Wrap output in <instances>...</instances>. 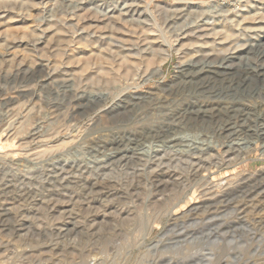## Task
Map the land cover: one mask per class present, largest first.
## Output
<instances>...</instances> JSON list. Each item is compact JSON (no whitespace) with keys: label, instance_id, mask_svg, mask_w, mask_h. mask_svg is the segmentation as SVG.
<instances>
[{"label":"rangeland","instance_id":"rangeland-1","mask_svg":"<svg viewBox=\"0 0 264 264\" xmlns=\"http://www.w3.org/2000/svg\"><path fill=\"white\" fill-rule=\"evenodd\" d=\"M222 2L234 3L0 0V155L13 152L0 157V264H264V135L240 126L233 135L219 130L225 124L241 125L247 117L240 109L220 107L240 104L237 97L249 87L260 88V94L250 95L247 106L264 101L262 82L243 81V70L237 68L245 62L264 65V38L255 51H245L264 37V0L230 7L220 6ZM223 23L231 24L232 32L220 42ZM113 25L120 26L117 32ZM206 40L197 52L196 42ZM209 51L215 58L209 55L203 62L217 63L224 54L232 55L230 72L237 73L211 76L214 91L228 83L240 88L222 98L208 95V108L201 109L206 119L197 124L190 125L187 117L199 107L187 99L180 100L173 115H163L173 108L170 100L178 90L182 65ZM127 58L141 63L132 78L112 79L99 70L116 65L122 71ZM85 59L90 65L82 72ZM17 70L27 75L13 77ZM64 80L71 81L67 88ZM133 91L146 95L133 117L110 111ZM157 93L164 97L160 106ZM99 98L97 107L92 102L81 105ZM142 124H158L163 133L174 131L140 135L137 145L128 139L109 145L114 133H135ZM101 133L103 140L93 139ZM125 150L129 153L119 159ZM184 158L205 165L196 181L191 168L175 164ZM203 173L205 178H200ZM175 203L179 205L173 208Z\"/></svg>","mask_w":264,"mask_h":264},{"label":"bare ground","instance_id":"bare-ground-1","mask_svg":"<svg viewBox=\"0 0 264 264\" xmlns=\"http://www.w3.org/2000/svg\"><path fill=\"white\" fill-rule=\"evenodd\" d=\"M227 1V0H226ZM228 1H234V3H224V2H222V4H220V6L221 5H224V6H226V7H230V6H232V5H235L237 2L238 3H243V2H248V1H250V0H228ZM3 2V1H2ZM4 3V2H3ZM25 3V2H24ZM23 3V4H24ZM10 4V3H9ZM11 5V4H10ZM1 6H4V5H1ZM6 6V5H5ZM25 6H26V4H25ZM225 7V8H226ZM254 8H255V6H254ZM21 9V8H20ZM26 9H27V7H26ZM249 10V9H248ZM255 11V10H254ZM247 12V11H246ZM245 12V13H246ZM125 14V13H124ZM86 15V14H85ZM96 16V14H94V17ZM236 16H237V14H236ZM242 16H244V15H242ZM79 17V16H78ZM82 17V16H81ZM80 17V18H81ZM108 17H109V15H108ZM79 18V19H80ZM99 18V17H98ZM110 18H113V17H110ZM109 18V19H110ZM242 18H244V17H242ZM242 18H240V19H242ZM247 18V17H246ZM76 19V18H75ZM83 19V18H82ZM81 19V20H82ZM90 19V18H89ZM102 19V18H101ZM108 19V18H107ZM239 19V20H240ZM245 19V18H244ZM104 19H102V20H100V19H94V21H103ZM233 20H235V19H233ZM238 20V19H237ZM106 21V20H105ZM225 22V21H224ZM229 22V21H228ZM95 23V22H94ZM103 23V22H102ZM230 23V22H229ZM228 23V24H229ZM50 24V23H49ZM86 24H87V22H86ZM89 24H90V21H89ZM92 24H93V22H92ZM100 24V23H99ZM224 25L222 26L223 28H220L221 27V24H220V26H219V28L221 29H218V30H220L219 31V35H218V30L216 29V33L217 34H214L215 36L216 35H218L219 37H220V39L222 38V39H225L232 31H231V26H228V24H225V23H223ZM51 25V24H50ZM53 25V24H52ZM51 25V26H52ZM105 25V24H104ZM110 25V24H109ZM229 25H231V24H229ZM250 25V24H249ZM58 26V25H57ZM67 26V25H66ZM84 26V25H83ZM96 26V25H95ZM97 26H98V24H97ZM114 26V25H113ZM101 27V26H100ZM111 27V26H110ZM120 27V26H119ZM118 26L116 27V26H114V27H112V29L113 30H115V32H117L118 31V28H119ZM54 28V27H53ZM56 28V27H55ZM91 28V27H90ZM217 28V27H216ZM254 28V27H253ZM58 28H56V30H57ZM93 29V28H92ZM198 29V28H197ZM201 29V28H200ZM199 29V30H200ZM203 29V28H202ZM215 28H213V30H214ZM252 29V28H251ZM255 29V28H254ZM53 30V29H52ZM56 30L54 31V32H56ZM196 30V29H195ZM206 30V29H205ZM212 30V31H213ZM253 30V29H252ZM33 31V30H32ZM57 31H60V30H57ZM61 31H65V30H61ZM73 31V30H72ZM140 31V30H139ZM201 32H202V30H200ZM200 32V33H201ZM215 31H213L212 33H214ZM33 33H34V31H33ZM36 33V32H35ZM60 33V32H59ZM65 33V32H64ZM133 33V32H132ZM194 33H195V31H194ZM31 34V33H30ZM56 34V33H55ZM66 34V33H65ZM65 34H63V35H65ZM75 34V33H74ZM118 34V33H117ZM197 34V33H196ZM202 34V33H201ZM201 34H199L200 36H201ZM34 35V34H33ZM32 35V36H33ZM51 35V34H50ZM205 35H206V33H205ZM49 36V35H48ZM58 36H59V34H58ZM74 36V35H73ZM38 37H39V35H38ZM40 38V37H39ZM71 38V37H70ZM200 38V37H199ZM264 37H261L260 39H256V40H258V42H256V44H249L248 46H246V48H245V51H247V52H249V51H252V50H254L255 51V47H260V45H261V43L263 42H261V40L263 39ZM29 39V38H28ZM64 39V40H63ZM62 40L63 41H65L66 39L65 38H63ZM69 39V38H68ZM67 39V40H68ZM133 39V38H132ZM142 39V38H141ZM220 40V42L221 41H223V40ZM31 40V39H30ZM33 40H34V37H33ZM37 40V39H36ZM35 40V41H36ZM46 40H47V38H46ZM134 40V39H133ZM157 40V39H156ZM260 40V41H259ZM29 41V40H28ZM70 41V40H69ZM130 42H131V40H129ZM135 41H137V40H135ZM135 41L133 42V43H135ZM143 41V40H142ZM11 42V41H10ZM32 42V41H31ZM34 42V41H33ZM52 42V41H51ZM66 42V41H65ZM191 42V41H190ZM255 42V41H254ZM261 42V43H260ZM44 43H46V42H44ZM53 43V42H52ZM58 43V42H57ZM60 43V42H59ZM71 43H73V42H71ZM81 43V42H80ZM149 43V42H148ZM211 43H213V42H211ZM9 44V43H8ZM11 44V43H10ZM27 44V43H26ZM51 44V43H50ZM131 44V43H130ZM137 44V43H136ZM152 43L150 42V45H151ZM155 44V43H154ZM205 44H208V42H207V40H206V42L204 41V42H202V41H197L196 42V50L198 49V50H200ZM16 45V44H15ZM69 45V44H68ZM126 45H128V44H126ZM215 45V44H214ZM229 45H231V44H229ZM47 46H48V43H47ZM61 46V45H60ZM66 46V45H65ZM71 46V45H70ZM80 46V45H79ZM124 46V45H123ZM59 47V46H58ZM58 47L56 48L57 50H58ZM126 47V46H125ZM131 47H132V45H131ZM134 47V46H133ZM157 47H158V45H157ZM215 47V46H214ZM231 47V46H230ZM61 48V47H60ZM129 48H130V45H129ZM153 48V47H152ZM131 49V48H130ZM126 50V49H125ZM142 51H143V49H141ZM153 49H151L149 52H151ZM198 50H197V52H198ZM202 50V49H201ZM217 50H219V49H217ZM55 51V50H54ZM69 51V50H68ZM92 51V50H91ZM118 51V50H117ZM127 51V50H126ZM140 51V50H139ZM244 51V50H243ZM56 52V51H55ZM61 52H62V50H61ZM90 52V51H89ZM92 52H94V51H92ZM196 52V53H197ZM0 53H2V51L0 52ZM12 53V52H11ZM58 53V52H57ZM91 53V52H90ZM100 53V52H99ZM118 53V52H117ZM126 54H127V52H125ZM195 53V54H196ZM199 53H200V51H199ZM197 54L192 60L190 59V62L189 63H187V64H185V65H182V71H183V73H182V75H181V79H180V81H179V86L177 87L178 88V90H177V92H176V94H175V96L174 97H172V100H170L171 101V104H172V110L171 109H169V110H167L166 111V114H164L163 113V115H166L167 116V114H172L173 115V112L175 113V111L174 110H176L177 108H178V106H179V103H180V100H182V101H184L185 99H187L189 102H191V103H194L195 104V106H198L199 107V110H198V112H196L195 114H192L191 112H190V116L189 117H187L188 119L187 120H189V124L191 125V123L192 124H194V123H198L197 121H203V120H205L206 119V117H205V115H204V113H206V110L204 109V110H201L202 108H208V104H209V101L207 100V97H208V95H211V96H213V97H217V95L220 97V98H222V95L224 96L225 94H227L230 90H233L234 91V89L236 88V90L238 89V88H240V85H238L237 87H231V86H229V83H228V85H225V87H223V88H220L219 89V91H214V88H213V85L211 84V79L212 78H214V77H211V76H214V75H219V74H224L225 76L227 75L228 77H232V76H234V75H236L237 73H232V72H230L231 70H233L234 69V66H233V56L232 55H228V54H224L223 56H221L220 57V59H218V62L217 63H215L214 62V58H215V55H211V54H209L210 53V51L208 52V53H205V54ZM220 53V52H219ZM218 53V54H219ZM60 54V53H59ZM62 54V53H61ZM87 54H89V53H87ZM101 54V53H100ZM108 54V53H107ZM129 54V53H128ZM127 54V55H128ZM130 54H132V51L130 52ZM145 54V53H144ZM151 54V53H150ZM194 54V53H193ZM194 54V55H195ZM230 54V53H229ZM83 55V54H82ZM90 55V54H89ZM89 55H86V56H89ZM94 55H96V54H94ZM93 55V56H94ZM97 55H99V54H97ZM104 55V54H103ZM102 55V57H104V58H106V56L104 55L103 56ZM133 55V54H132ZM170 55V53L168 52V56ZM190 55V54H189ZM192 55V54H191ZM209 55H211V56H214L213 57V59H212V57L210 58V59H212V62H211V60L209 61V62H207L206 63V61L205 62H203V60H208L209 59ZM219 55H221V54H219ZM11 56H12V54H11ZM114 56V55H113ZM137 56V55H136ZM142 56V55H141ZM145 56H147V55H145ZM59 57V56H58ZM77 57V56H76ZM85 57V56H84ZM92 57V56H91ZM94 57H96V56H94ZM122 57V56H121ZM126 57H128V56H126ZM147 57H149V56H147ZM14 58V56L12 57V59ZM74 58V57H73ZM72 58V59H73ZM98 58V57H97ZM103 58V59H104ZM107 58H108V61L110 62V60H113V59H110L109 60V58H111V56L110 57H108L107 56ZM142 58V57H141ZM150 59H151V57H149ZM147 59L146 60V63L149 65L150 64V59ZM216 58H217V56H216ZM219 58V57H218ZM240 58V57H239ZM71 59V60H72ZM78 59V58H77ZM88 59V58H87ZM91 59V58H90ZM128 59H130V58H127V59H125L124 61H125V65H126V67L125 68H123V70L121 71V70H119L120 68H115L116 67V65H111V66H101V67H99V70L101 71V73L102 74H105V75H107V76H109V77H112V79H116V77L117 76H119V75H123V76H126V77H133V76H135L136 75V73H137V71L140 69V64L141 63H139L138 62V60L137 61H135V60H128ZM133 59V58H132ZM143 59H144V57H143ZM154 59V58H153ZM89 60V59H88ZM88 60H87V62H88ZM100 60V59H99ZM115 60V59H114ZM141 60V59H140ZM70 61V60H69ZM83 61V60H82ZM97 61V60H96ZM105 61H107V59L105 60ZM120 61V60H119ZM119 61H117V62H119ZM144 61V60H143ZM74 62V61H73ZM75 62H77V61H75ZM79 63H80V61H78ZM87 62H86V59H85V64L86 65H82V67L80 68V71H86V70H88V68H89V62H88V64H87ZM98 62V61H97ZM112 62V61H111ZM185 62V61H184ZM186 62H188V60L186 61ZM214 62V63H213ZM70 63V62H69ZM78 63V64H79ZM94 63H95V58H94ZM105 63V62H104ZM115 63V62H114ZM121 63V62H120ZM183 63V62H182ZM233 63V64H232ZM34 64H35V62H34ZM68 64V63H67ZM66 64V65H67ZM72 64V63H71ZM74 64H77V63H74ZM99 64H102V63H100V61H99ZM105 64H108V63H105ZM110 64H112V63H110ZM133 64H135V66H132ZM98 65V64H97ZM148 65H146L147 67H148V69H149V66ZM239 66H237V68H242V70H243V76H241V79L243 80V81H247V82H255V83H252L253 85L254 84H256L257 82L256 81H260V82H262L261 83V85L263 84L264 85V65H255V64H253V63H250V62H245V63H243V64H238ZM34 66V65H33ZM36 66V65H35ZM99 66V65H98ZM145 66V65H144ZM74 67V66H73ZM158 67V66H157ZM236 67V66H235ZM37 68H39V70H40V68H42V67H37ZM92 68H93V66H92ZM33 69V68H32ZM32 69H30L29 71H27V72H29V73H31V72H33V70ZM43 69V68H42ZM147 69V70H148ZM179 69V68H178ZM32 70V71H31ZM44 70V69H43ZM42 70V71H43ZM95 70V69H94ZM145 70V69H144ZM147 70H146V72H147ZM181 70V69H180ZM238 70V69H237ZM240 70V69H239ZM47 71V70H46ZM74 71H76V70H74ZM90 71H93V69L92 70H90ZM149 71V70H148ZM157 71L158 72H160L161 71V69L160 68H158L157 69ZM181 71V72H182ZM51 72V71H50ZM78 72V71H77ZM97 72V71H96ZM145 72V71H144ZM144 72H142V74L144 73ZM34 73V72H33ZM19 74H22V75H24L25 76V74L27 75V73L26 72H24L23 70L21 71V70H17L16 72H14L13 74H12V76L13 77H17ZM37 74V73H36ZM35 74V75H36ZM29 75V74H28ZM78 75H79V73H78ZM99 75V74H98ZM141 75V74H140ZM180 75V74H179ZM37 76V75H36ZM44 76V75H43ZM43 76H42V78H43ZM62 76V75H61ZM74 76V75H73ZM146 76V75H145ZM29 77H32V76H29ZM57 77V76H56ZM72 77V76H71ZM76 76H74V78H75ZM121 77V76H120ZM177 77H178V75H177ZM236 77V76H235ZM238 77L239 78H237L238 79V82L240 83V73L238 74ZM23 78V77H22ZM26 78V77H25ZM73 78V79H74ZM118 78V77H117ZM219 79H220V77H218ZM227 78V77H226ZM48 79V78H47ZM77 79V78H76ZM124 79V78H123ZM216 79H217V77H216ZM236 79V80H237ZM62 81H63V77H62V79H61ZM230 80H232L231 78H230ZM42 81H46V78H43L42 79ZM50 81V80H49ZM69 82H71V81H69ZM68 82V83H69ZM72 82H73V80H72ZM76 82V81H75ZM108 82V81H107ZM215 82V81H214ZM217 82H218V80H217ZM259 82V83H260ZM63 83V85L62 86H64V87H66L67 88V86H69V85H67L68 83L64 80V82H62ZM258 83V84H259ZM231 84V83H230ZM72 85V84H71ZM221 85V84H220ZM219 85V86H220ZM248 86H249V84H247ZM246 85V86H247ZM128 86H129V84H128ZM252 86V85H251ZM258 86V85H257ZM260 86V85H259ZM70 88V87H69ZM128 88V87H127ZM72 89V88H71ZM242 89V88H241ZM246 88H244L243 90H245ZM64 90H65V88H64ZM262 90V89H261ZM213 91V92H212ZM242 91V90H241ZM236 92V91H235ZM260 88H258V87H249L248 88V90H247V92H245L244 93V95H248V96H244V95H242V94H240V96L239 97H237V100L240 102V104H236L235 102L234 103H231V104H228V105H223V106H221L220 107V109H230V110H234L235 109V111H236V109H240V111L241 112H243L244 114L245 113H247L248 115L250 114V116H248L247 114H246V116L247 117H245V119H244V121H242V123H241V125L239 124H237V126H235V125H230V124H225L224 125V127L223 128H221V129H219V130H221L222 132H228V133H230L231 135H233V134H236V132H237V127H244L246 130V132H248L249 133V131H254V132H256V135H264V101H262V99H261V101H258L257 103H255L253 106H247L246 104H245V102L247 101V99H249V96L250 95H254V96H258L260 93ZM74 93V92H73ZM80 94V93H79ZM149 94V93H148ZM229 94V93H228ZM231 94V93H230ZM233 94V93H232ZM153 95H155V94H153ZM157 95H158V97H159V94L157 93ZM170 95V94H169ZM234 95V94H233ZM71 96V95H70ZM126 96V95H125ZM146 95H144V94H140V93H137L136 91H133L131 94H129V95H127V97H121V98H123L122 100H120V101H118V102H116V104H115V106L113 107V105H112V107H111V109H110V111L111 112H122L123 114L124 113H127V114H129L131 117H133L132 115H135L136 113H137V111H139L140 110V107H141V105L140 104H142L141 102H143L145 99H146V97H145ZM150 96V95H149ZM166 96V95H165ZM228 96V95H227ZM77 97H78V94H77ZM215 97V98H216ZM229 97H231V95H229ZM236 97V96H235ZM251 97V96H250ZM260 97V96H259ZM75 98V97H74ZM102 98V97H101ZM160 98V97H159ZM164 98V97H163ZM163 98H160V99H158L157 100V102H156V104L157 105H161V103L163 102V100H161V99H163ZM77 99V98H76ZM171 99V98H170ZM226 99V98H225ZM75 100V99H74ZM88 101H86L85 100V102L84 103H82L81 105L84 107L85 106V104H89L90 102H92L91 103V105L92 106H96L97 107V105H99L100 103H101V99L99 98V99H87ZM212 100V99H211ZM226 100H229V99H226ZM236 99H234V101H235ZM181 101V102H182ZM221 101V100H220ZM230 101V100H229ZM154 102V103H155ZM225 102V101H224ZM228 102V101H227ZM238 102V103H239ZM248 102V101H247ZM256 102V101H255ZM78 103V102H77ZM215 103V102H214ZM249 103V102H248ZM80 104V103H79ZM87 104V105H88ZM147 104H149V103H147ZM155 104V105H156ZM163 104V103H162ZM165 104V103H164ZM187 104V103H186ZM225 104V103H224ZM145 105V104H144ZM166 105V104H165ZM167 105H168V103H167ZM169 105H170V103H169ZM168 105V106H169ZM249 105H250V103H249ZM78 106V105H77ZM150 106V105H149ZM152 106V105H151ZM150 106V107H151ZM186 107V106H185ZM197 107V108H198ZM217 107V106H216ZM144 108V107H143ZM169 108H171V107H169ZM209 108H211L210 106H209ZM161 109V108H160ZM185 109V108H184ZM218 109H219V107H218ZM109 110V109H108ZM150 110H152V109H150ZM154 110V109H153ZM190 110H192V109H190ZM194 110V109H193ZM212 110V109H211ZM237 110V111H238ZM161 111V110H160ZM160 111H159V113H160ZM164 111V110H163ZM173 111V112H172ZM195 111V110H194ZM199 111H201V112H199ZM239 111V112H240ZM141 112H142V110H141ZM147 112V111H146ZM150 112V111H149ZM158 112V111H157ZM162 112V111H161ZM177 112V111H176ZM229 112V111H228ZM121 113V114H122ZM148 113V112H147ZM154 113H155V111H154ZM180 113V112H179ZM208 113H210V112H208ZM230 113V112H229ZM120 114V113H119ZM120 114V115H121ZM184 114V113H183ZM213 114V113H212ZM232 114V113H231ZM233 114H236V113H234L233 112ZM115 115H116V113H115ZM114 115V116H115ZM146 115V114H145ZM148 115H150V114H148ZM151 115H153V113H151ZM181 115V114H180ZM217 115V114H216ZM251 115H252V119H253V116H255V118H254V121L252 122V125H251V121L250 120H252L251 118H250V120L248 119V117H251ZM126 117H127V115H125ZM147 116V115H146ZM145 116V117H146ZM186 116H188V115H186ZM117 117H119L118 115H117ZM140 118H141V116H139ZM163 117H165V116H163ZM181 117H182V115H181ZM184 117H185V115H184ZM184 117H182V118H184ZM212 117V116H211ZM219 117V116H218ZM243 117V118H244ZM128 118V117H127ZM130 118V117H129ZM136 118V117H135ZM173 118V117H172ZM121 119V118H120ZM121 120H124V119H121ZM125 120H126V118H125ZM135 120V119H134ZM137 120V119H136ZM141 120V119H140ZM139 120V121H140ZM144 120V119H143ZM167 120V119H166ZM142 121V120H141ZM229 121V120H228ZM160 122V121H159ZM183 122V124H184V122L185 121H182ZM236 123V122H235ZM165 124V123H164ZM233 124V123H232ZM255 125H258V129L257 130H253V127L255 126ZM170 126V125H169ZM21 127V126H20ZM166 127H167V125H166ZM165 127V128H166ZM180 127V126H179ZM178 127V128H179ZM161 127L158 125V124H142V126L140 125L139 127H138V131H136L135 133H120V132H116V133H114V135L113 136H111V137H113V139L111 140V142L109 143V145L111 144L112 146H118V145H120V143L122 142V141H124V140H126V139H128L129 141H130V143H132V145L133 144H135V145H137L138 143H139V140H138V137L140 136V135H143V136H145V137H147V136H150V135H152V136H154V135H160V136H167L168 134H170V132H172V131H174L173 130V128L171 129L170 128V130H167L165 133H163V132H161V129H160ZM20 129H22V127L20 128ZM98 129V128H97ZM110 130V129H109ZM133 130V129H132ZM218 130V131H219ZM97 131V130H96ZM103 130H101V132H102ZM15 132H16V130H15ZM93 132H95V131H93ZM111 132V131H110ZM16 133H18V131L16 132ZM97 133V132H96ZM137 133H139V135L137 136ZM253 134H255V133H253ZM88 136V135H87ZM95 136V135H94ZM110 137V138H111ZM144 137V138H145ZM84 138H86V136H84ZM91 138V137H90ZM103 138H105V135L104 134H98V136H97V138H93V139H102L103 140ZM143 138V139H144ZM83 139V138H82ZM142 139V138H141ZM0 140H1V137H0ZM5 140H7V138L5 139ZM85 140V139H84ZM91 141V140H90ZM75 143V142H74ZM87 143V142H86ZM124 143V142H123ZM92 144V143H91ZM103 144V143H102ZM105 144V143H104ZM103 144V145H104ZM131 151V150H130ZM121 152V151H120ZM11 153H13V152H7V153H5L3 156H1L0 155V157L2 158V157H6V156H8V155H11ZM129 152H128V150H125V151H123V152H121V153H119V159H121L122 158V156H125L126 154H128ZM236 155H238V154H236ZM11 157V156H10ZM3 159V158H2ZM1 159V160H2ZM20 159V158H19ZM117 159V158H116ZM197 159V158H196ZM8 160H10V159H8ZM170 160V159H169ZM11 161V160H10ZM17 161V160H16ZM14 162V161H13ZM176 163L175 164H178V165H180V166H182V167H184L185 168V170H186V168H191L192 170L191 171H193V172H191L192 174H191V176H193V178L195 177H198L199 175H200V172H204V171H206V167H205V165L203 166V165H201V164H199L198 162L199 161H197L196 160V162L197 163H195V164H193L192 163V160H190V159H188V158H184V159H178V160H176L175 161ZM8 163V162H7ZM6 163V164H7ZM10 163V162H9ZM204 164V163H203ZM7 166V165H6ZM10 166H12V165H10ZM175 175V174H174ZM187 176L185 177V178H187V179H189V176L190 175H188V174H186ZM171 176H173V175H171ZM205 176H206V174L205 173H203L202 175H201V177L200 178H205ZM171 178H173V177H171ZM184 178V179H185ZM194 178V179H195ZM176 182H178V183H181L182 181L180 180H176V178H175V176H174V178H173ZM172 179V180H173ZM183 179V178H182ZM174 180H173V182H174ZM188 181H190V183H191V179L190 180H188ZM195 181H196V179H195ZM199 181H201V180H199ZM198 181V182H199ZM186 182V181H185ZM193 182V181H192ZM184 183V182H183ZM187 183V182H186ZM196 183V182H195ZM231 183V182H230ZM229 183V184H230ZM182 184V183H181ZM180 185V184H179ZM178 185V186H179ZM182 185H184V184H182ZM194 185V184H193ZM177 186V187H178ZM186 187H187V185H186ZM191 187H192V185H191ZM218 187V186H217ZM224 188H225V186H223ZM182 188V187H181ZM200 188H201V186H200ZM220 188V187H219ZM230 188V187H229ZM222 189V188H221ZM221 191V193H222V191L223 190H220ZM220 191H219V193H220ZM179 192H181V190H179ZM216 195H217V193H216ZM173 196V195H172ZM185 197V196H184ZM25 199V198H24ZM23 199V200H24ZM63 199V198H62ZM66 199V198H65ZM43 200V199H42ZM78 200H80V199H78ZM77 200V201H78ZM182 200H184V199H182ZM168 201V200H167ZM173 202H174V200H172ZM171 201V202H172ZM100 202V201H99ZM163 202V201H162ZM172 202V203H173ZM177 202V201H176ZM181 202V201H180ZM183 202V201H182ZM22 203V202H21ZM164 203V202H163ZM169 203V202H168ZM184 203H186V202H184ZM63 204V203H62ZM72 204V203H71ZM74 204V203H73ZM89 204V203H88ZM106 204V203H105ZM20 205V204H19ZM25 205V204H24ZM87 205V204H86ZM170 205V204H169ZM179 205V203L177 204V203H175V204H173V208H175V207H177ZM37 206V205H36ZM39 206H40V203H39ZM104 206V205H103ZM109 206V205H108ZM18 207V206H17ZM19 208V207H18ZM5 209V208H4ZM73 209V208H72ZM171 209V208H170ZM8 210V209H7ZM114 210H115V208H114ZM27 211H29V210H27ZM116 211V210H115ZM7 212V211H6ZM5 212V213H6ZM175 212L176 211H172L170 214L172 215V214H175ZM86 213V212H85ZM183 214V213H182ZM170 216V215H169ZM173 217V216H172ZM61 220V219H60ZM59 221V220H58ZM141 224H143V223H141ZM141 228V227H140ZM70 230V229H69ZM68 230V231H69ZM73 230V229H72ZM71 232V231H70ZM63 233V232H62ZM20 237V236H19ZM18 237V238H19ZM26 242V241H25ZM62 243V242H61ZM18 244V243H17ZM63 244V243H62ZM56 245V244H55ZM65 245V244H64ZM57 246V245H56ZM22 247H24V246H22ZM29 247V246H28ZM53 248V247H52ZM64 248V247H63ZM22 249V248H21ZM50 249V248H49ZM72 249V248H71ZM46 250V249H45ZM44 250V251H45ZM83 250V249H82ZM101 250V249H100ZM40 251V250H39ZM102 252V251H101ZM35 253V252H34ZM85 253V252H84ZM15 254V253H14ZM38 254H40V253H38ZM80 254V253H79ZM87 254V253H86ZM12 255V254H11ZM10 255V256H11ZM85 255V254H84ZM89 255V254H88ZM4 256V255H3ZM87 256V255H86ZM17 257H19V255L17 256ZM24 257V256H23ZM10 258V257H9ZM25 258V257H24ZM19 259H20V257H19ZM3 260V259H2ZM4 260H5V258H4ZM8 261H9V259H8ZM28 261V260H27ZM30 261V260H29ZM1 263V262H0Z\"/></svg>","mask_w":264,"mask_h":264}]
</instances>
